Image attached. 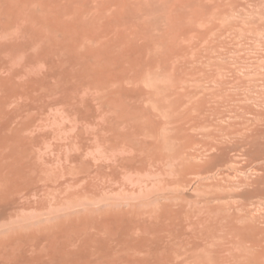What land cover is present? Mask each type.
Returning <instances> with one entry per match:
<instances>
[{"label":"bare ground","instance_id":"obj_1","mask_svg":"<svg viewBox=\"0 0 264 264\" xmlns=\"http://www.w3.org/2000/svg\"><path fill=\"white\" fill-rule=\"evenodd\" d=\"M76 1L0 0V219L11 210L17 212V208L30 210L17 216L11 211L13 217L1 219L0 264H264V212L254 207V199L247 198L252 191L249 187L257 184L256 175L264 168L252 166L264 145L259 142V134L252 131L253 116L241 120L245 112L239 114L241 77L237 68L236 72L234 68L224 70L220 82L211 73L208 77L200 74L206 77L204 80L198 79L203 76L187 74L188 79L200 80L196 81L199 84L190 80L195 90L187 87L189 80L184 75H177L169 84L153 83L152 88L148 82L153 81L154 74L161 79L164 71L170 72L163 61L159 63L167 67L154 69L157 73L152 72V76L145 70V53L149 50L145 45L154 47L155 51L150 50L153 54L158 50L160 54L164 46L155 48L156 33L152 35L154 45L147 39L149 46L142 39L141 43L139 36L134 38L138 29L124 21L123 10L116 7L115 0L110 1L115 8L109 2V9L121 11L114 14L122 16L119 21L123 26L128 23L125 32V26L121 28L106 6L90 0ZM111 18L119 24L114 22V26ZM198 20L194 23L195 19H189L187 26L191 21L189 28L195 30ZM111 25L120 29L113 31ZM180 28H176L178 33L170 31L179 36L175 44L180 34L186 33ZM166 29L163 33L170 38L167 31L173 28ZM126 32L138 40H132ZM164 34L160 37L166 40ZM130 39L137 42L138 49L133 43L127 47ZM172 40H166L170 47L166 42V50H162L170 53V58L176 49L174 43L171 46ZM138 41L145 49L139 50ZM158 71H163L162 75ZM192 74L197 77L196 72ZM168 75L162 78H170ZM208 78L218 86L215 83L212 89H205V85L202 90ZM139 100L164 115L163 132L172 125L174 133H150L154 139L147 140L151 127L149 121H143L145 112ZM248 107L253 109L251 102ZM53 110L55 119L69 121L66 130L72 133L63 136L65 150L57 155L36 149L47 140L43 115ZM205 113L213 116L211 131L187 138V132L180 130L185 127L182 123ZM95 119L99 122L96 125ZM196 138L201 143L193 142L195 147L189 151V144L194 145L189 142ZM92 147L99 156L90 151ZM163 158L170 175L168 179L159 177L164 188L175 191L189 186L190 192L203 189L201 197L193 204L190 199L195 197L185 201L193 205L185 204L187 212L177 208L182 195L175 192L173 197L177 199L166 200V195H159L172 201H157L160 205L154 210H145L141 201L127 207L130 199L137 200L136 190L126 184H112L113 180L139 164L153 165ZM240 194L244 200L238 199ZM136 206L143 208L139 211ZM190 234L196 242L200 240L191 254Z\"/></svg>","mask_w":264,"mask_h":264},{"label":"rangeland","instance_id":"obj_2","mask_svg":"<svg viewBox=\"0 0 264 264\" xmlns=\"http://www.w3.org/2000/svg\"><path fill=\"white\" fill-rule=\"evenodd\" d=\"M77 1L78 2H84L83 0H77ZM85 1L87 2L88 0H85ZM91 1H92V3L94 2V3H98L100 5H104L107 7V9H109V6H112V5H113L112 7H114V4L116 5V7L121 6L122 9H120V10H123L124 12L123 11L121 12L119 9L118 10L121 12V15L123 16L124 21L126 20V22H128L132 27L136 25L135 27H133L134 30L138 29L137 33H135L136 35L137 34L138 35L136 36L134 34L136 37L133 36V34L130 35L129 34L130 32H126V33H128V35L131 36L132 40H136V39H133V37L138 38V36H139V41L142 39V42H144V43H147L149 41L152 45H154V43H156V42H154V40L157 41V43L155 44L156 45L155 48L156 47L160 48L161 44H163L164 46L165 45L167 46V44H168V46H169V43L166 40L169 41L173 37V40L171 41L172 44L170 43L172 46L173 43L175 42V39L179 37L178 35H176V33H178L176 28L177 29H178V27L180 28L181 25L179 22L184 21L183 25L186 24L184 26L185 28L182 27L183 26L182 25L180 30L183 31V29H184V30H186V33L185 32L181 33L183 35L180 34V38L177 39L178 42H176L177 44L174 43V45L177 46V47L175 46V48L176 49L179 48V49L176 50L175 48H172V49L176 50V51L174 50V53L171 54V56H173V57H171V58L169 57L170 53L166 54L167 52L166 53L162 52V50L164 48L163 45H162L163 47H161L160 54H159V50L156 48L158 51L156 50L157 52L156 53L154 52V54L157 55L155 57L153 52H150L151 49H153L155 51L154 47H147L145 45V47L147 49H149V50L146 49L147 51L145 50L146 53L144 51L145 56H146V59H145L146 63L144 62V64H147V62H148V64L146 65L147 67H145V65H144L145 70L147 68L149 71V74H151V76H152V72L156 71L154 69L157 68L160 71L162 68H165V66L167 64V66H169V67L166 66L167 67L166 70L168 71V69L170 68L169 69L170 72L169 71L168 72L164 71V72H165V74L168 73L169 74L168 76H170V74H171L170 78L167 76L168 77L167 79H165V78L163 79L162 78L163 75H164V77H166L164 72L162 71L163 72V75H162L161 74L162 72L160 73L158 71V73L162 75L161 79H160L159 75L157 77V76H155V74L153 75L154 79H153V77H151L153 79V81H151L152 79L147 78L148 79L147 80L145 78L147 81H151V82H148V83H150L149 86L152 85L153 83H155V84L157 83L156 85H158L159 82H161L162 84H169V83H171V80L173 82V80L175 79V77L177 75H178V78H180L181 75H182V77L184 75V79L189 80V82H188L189 86H187V87L191 86L190 87V89H191L192 85H190V82H191L190 80H192V78L188 79L190 76L188 77L187 74L192 75V77L198 78V77L203 76L204 74H206V75L208 74L206 76V77H208L209 74L211 73L210 76L213 75V78H218L216 80L219 81L222 78L221 74L224 72V70H227V72H228L227 68H230V69L234 68L235 72H236V68H237V71L240 74L239 76L241 77V80L239 79L240 80L239 85L241 87L238 86L239 87L238 89L240 90V92H239L240 95L238 93V97H239L238 100L240 99L239 100V114L243 115V113L245 112L244 113L245 116L241 115L243 117V119H241V120H245L247 118V115H249L248 116L249 118H251V116H253L251 118V121L253 120V123H251V125L253 124L252 131H254L255 134H259V137H260L259 142L264 145V0H180V1H178V0H164V1L163 0H125V2H126L125 4H127V5L124 4V0H117V3H115L116 0L114 2L112 0V2L114 4L112 2H110L111 0H90L89 2H91ZM67 2H70V0H66V3ZM109 2L112 5H109ZM179 6H180V9H179ZM126 7H127V13L128 14H125V11H126L125 8ZM109 10H111V9H109ZM119 11L117 13L116 9L111 10L112 15H115L114 13L119 15V13H120ZM123 13H124V15H123ZM118 15H115L116 17L115 16H113V17H115L119 21V17H122V16L120 15L119 17H117ZM197 15H199V17L201 16L200 19L197 17ZM110 17H112V16H110ZM115 18H113V19L111 18L110 21H112L113 23L116 22L117 20L115 21L114 20ZM192 18H193V21L195 19L194 23L196 22V20L199 19L197 21V22H199V24L196 23L197 26H196V24H194L195 27H197V28L193 27V25H192V27L195 28V30L196 29L199 30L198 32L196 30L197 34H196V32H194L195 31L194 29L189 28V24L191 26V23L193 24V22L190 21V23L187 26L189 19H192ZM117 22H116V25L119 24ZM121 22L119 25L122 24L121 25L122 27L121 26L120 27L123 28L125 26V24L123 26L124 22L123 23H121ZM176 22H178L179 24L178 25L175 24ZM113 23H111V24H113ZM128 23H126V26L128 25ZM173 24H175L176 26H173ZM113 25L115 26V23ZM113 25H111L112 29L113 28L115 29V27H113ZM126 26H125V28H123L124 32H125ZM128 27H127V29H128ZM132 27H130V28H132ZM167 27L168 28L171 27V28L175 29V31L173 29H172L173 31L169 29L167 32L169 34H171V32H176L175 35L178 37L171 34L170 38H169L168 35L164 34L165 31L167 30L166 29ZM186 27L189 30H191L190 32L192 34H189L190 32ZM114 29H113V31H114ZM118 29H120V28H118ZM118 29L116 31H118ZM123 29H121L119 31L123 32ZM128 30H130V29H128ZM134 30H133V32H134ZM180 30H179V32H182ZM192 30H193V32H192ZM149 31H151L152 34L149 33ZM163 31H164V33H163ZM116 33H114V34H116ZM139 33H141V35H139ZM154 33H156L157 39L155 38L153 40L152 38H154V37H152V35ZM160 33H163L164 35H166V37L168 36L167 37L168 39L166 38V40H165V38H162L163 34L161 35ZM160 36H162V37H160ZM129 37L126 38V40H128ZM159 37H160V40H158ZM146 39L148 41H146ZM152 40L154 43L152 42ZM163 40H165V42ZM139 41H138V43L140 44L139 45V50H140V48L143 47L144 44H142V46H141L142 42L140 41L141 42L140 43ZM166 42H167V44H166ZM128 43H126L125 45H127ZM132 43H133V45H136L134 43H137V42L132 41L129 43V45H127V47L133 46ZM130 44H131V46H130ZM147 45L149 46L150 44L147 43ZM174 45H173V47H174ZM134 47L137 48L138 46L136 45ZM136 48H135V50H136ZM182 48H183V50H182ZM130 49L132 50V48H130ZM135 50H134V52H135ZM139 50H136V51L140 52ZM153 50H151V51H153ZM169 50H171V48H169L167 51H169ZM181 50L184 53H182ZM177 53H178V55H177ZM164 54H166V55H164ZM142 55H143L142 58L144 59L143 52H142ZM160 55L163 57L168 56L169 59L167 58V60H166L163 57L160 59ZM151 57L153 59L157 58V57L158 58L155 60L152 59L154 61V62H152ZM158 59H160V60L156 61ZM155 61L158 63H156ZM161 61L166 63V64L164 63L165 66L162 65L163 62L161 64L159 63ZM154 63H156V64H154ZM150 65H151V67H150ZM144 67L142 68V70L144 69ZM230 69H229V71H230ZM231 70L233 71V69H231ZM148 71H145L144 73H146V72L148 73ZM190 72H192V73L196 72L197 77L195 74H194V76L192 73L189 74ZM219 72H221V73H219ZM156 73H157V71H156ZM238 73H235V74L238 75ZM149 74H147V75H149ZM198 74L199 75L203 74V75L199 76ZM215 75L218 77H215ZM204 76H203V79H201L202 77L198 78V79H200V80L206 79V77L204 78ZM198 79H196L195 81H193L194 80L193 79L192 81L196 82V81H198ZM212 79H210V80H212ZM210 80L208 78L207 81L206 80L203 81V85L201 84L202 90H203V86L204 87L208 86L205 89H207V88L209 89L211 84H215V83L217 84V82H213V83L209 82ZM146 82H144V84L142 83L144 88H145ZM193 82H191V84H193ZM198 82H196V83H198ZM204 82H206V83H204ZM208 82H209V84H207ZM200 83H202V81ZM155 84L153 86H150V87L153 88L155 86ZM149 86H147V87L149 88ZM194 86H195V83H194ZM217 86H218V84H217ZM212 87H210V88L212 89ZM196 89L201 91V89H199L197 84H196ZM149 90H151V88H149ZM191 90H195L194 87ZM202 94H204V93L201 92V95ZM249 101L251 102L252 108H253L251 110L249 107L247 108L248 103H250ZM143 103H145L147 105L148 102H146L145 100H141V101L139 100V103H138L141 105V109L142 110L144 109L143 111L145 112V114L143 116V121H144V119L146 121H149L150 122L149 123V129L151 127V130H152V131L148 130L147 136L145 135L146 136L145 138H147V140L154 139L155 135L153 137H149L148 134H150V133L151 134H155V133L156 134H163L164 133L167 135H170L168 133H174L173 132L174 130H172L173 129L172 125H170V128L167 129L166 133L163 132L162 131L163 125H164V122H166V118L163 117L164 115L161 112H160L161 114L157 113L156 110L154 111V109L150 108L148 105H147L148 106V109H147L146 105H144ZM130 104H131L130 105L131 107H133L135 105L132 101H130ZM150 109H152V110H150ZM252 110H253V112H252ZM147 111H149V112H147ZM150 111H154V113H151ZM248 111H251L252 114L250 115V112L248 114ZM153 114L154 115L156 114L155 117L153 116ZM202 116L204 117V119L200 118ZM202 116L201 115L198 116L197 114H195L193 120H185L182 123V127L183 126H185V127H183L182 129L180 128V130L183 133L187 132V134H186L187 138H188V136L191 137L190 135H194L193 137H195L196 136L195 134H199V132H201L200 134H204L206 132L208 133L211 131L212 127L210 126L209 122H211V118H213V116L208 115L207 113H205V115H202ZM54 117H56V111L55 110L49 111V112L46 111V115L45 114L43 115V120L46 121V130H45V133H43V134H46L47 140L46 141L42 140L39 143V145H41L42 147L36 145V149L38 151H43V152H48V153L53 152L54 154H51V155H57L60 152L64 151L65 150V144H64L63 136L66 134H72L66 130V128H68V126L70 125V123L67 119L61 120V119H55ZM195 118H197L196 121H195ZM163 119H164V121H163ZM201 119H203V120H201ZM190 121H192V122H190ZM98 123H99L98 120L95 119L94 124L96 125ZM207 123H208L207 126H203L204 124H207ZM188 124L190 125L189 127L187 126ZM153 125H155V126H153ZM175 126H177V123ZM179 127H180V125H178V128L175 130L178 131ZM184 128H186V129L184 130ZM155 129H158L159 131H156ZM243 130L244 129H242L240 131V132H242V134H243V132H245ZM159 132H161V133H159ZM193 142L194 143L195 142L201 143V141H198L197 138L194 139L192 142H189V143L194 144ZM176 145L178 146V142L176 143ZM194 147H195V144L194 145L189 144V146H188L189 151H190V149H193ZM90 151L91 152L93 151V153H95L96 156H99V155H97L98 152H97V149L95 147H92L90 149ZM167 163L168 162L165 161L164 158L159 160L158 162L153 163V165H152V163L144 162L142 164H139V166L137 168L131 170L130 172H128L126 174H123L120 178L118 177L115 180H113L112 184L120 186L122 183V184H126L130 190H132V189L136 190L137 193L135 194V196L138 197L137 200L130 199L129 202L127 203V207H130L131 205H136L137 203H140V201H141V202H143V204H145V206L143 205L144 209L149 208V209L154 210V207L156 205L157 206L160 205L159 203H161V204H164L166 202L171 203V201H172L170 198H168L169 202L165 201L164 196H162L160 198L159 195H161V194L166 195L165 196L166 200H167V197L177 199V198H174L175 197L174 192H175V195L176 194L182 195L181 204L177 203V205H178L177 208L183 207L185 211L186 210L189 211V209H186L187 208L186 206L189 204H187L185 201H189V198L193 199L195 197V199H193V201H191V199H190V202L192 204H193V202L195 203L196 201H194V200H196V199L198 200L201 197L200 196L201 194L199 192L201 190L204 192V190L200 189V190H197L196 192L191 190V192H190L189 186H186L185 187L186 189H184L182 187H178V190L175 189V191L171 190L170 188L167 187L168 189L166 190L164 188L165 186H163V183H161L160 180L163 179L162 177H164V176L167 179L170 177V175H168L169 172H167L168 171V164ZM261 163L263 165H261ZM252 166L256 167V168L259 167V169L261 167L262 168L264 167V151L260 154V156H256V159L253 160ZM263 169L259 170V172H258L261 174L256 175L255 180L257 181V184L256 185L254 184V186H253L254 188L249 187L250 191L251 190L252 191L254 190V191L252 194H251V192H252L251 191L248 194L249 197H247V198H249V200L254 199V207L256 209H259V210L264 212V170ZM126 175L129 178H127ZM240 176H242V173H239V177ZM159 177H161V179ZM155 180H157V181H155ZM153 185H155V186H153ZM147 187H148L149 191H147L148 190ZM150 187H152V189H153L152 191H151ZM187 187H188V189H187ZM163 188H164V190H163ZM239 189L241 190V188H239ZM120 190H122L121 187H120ZM169 190H171V191H169ZM242 192H243V190H242ZM242 192L239 191V193H241V194H242ZM169 193L170 194L173 193V194L170 195ZM40 194L44 195L45 192L43 193V191H42V193L40 192ZM40 194H38V195L40 196ZM198 194H199V196H198ZM241 194L239 195L238 199L244 200V199H242L244 196H241ZM46 195L47 194H45L44 197ZM180 195H178L179 200H180ZM183 195L185 196L184 201H183ZM158 196H159V200H157ZM240 196L242 198H240ZM252 196H254V197L251 199ZM35 197H33V198H35ZM39 198L41 200L42 197L40 196L37 199H39ZM139 198H140V200H139ZM179 200H178V202H179ZM157 201H160V202L158 203ZM162 201H163V203H162ZM191 203L189 205L190 207L193 206V205L191 206ZM174 204L176 205L175 202H174ZM185 204H186V206H185ZM136 207H138V206H136ZM139 207H138L139 208L138 210L139 211H140V209L142 210L143 207H141V206H139ZM147 209H145V210H147ZM27 210L28 209L21 207V208H17V210H16L17 212H14L15 209L11 210V211H13L15 216H17V215H23V214L30 213V210H29V212ZM11 211H9V214L7 213L6 215L3 216L4 218H7V219H4L2 217L4 219V221L8 220V217H10V215H12L13 212H11ZM18 211H19V213H18ZM10 212H11V214H10ZM13 215H12V217H13ZM5 216H8V217H5ZM1 219H0V224L3 222ZM151 230L154 231L153 229H151ZM152 233H154V232H152ZM199 241L200 240H198L196 242L195 237L192 234H190V236H189V247H190L189 254H191L193 252V250L199 245Z\"/></svg>","mask_w":264,"mask_h":264}]
</instances>
